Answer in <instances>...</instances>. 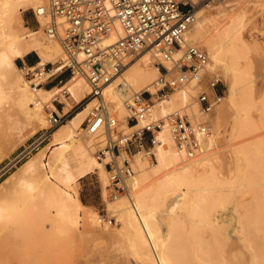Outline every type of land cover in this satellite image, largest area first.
Wrapping results in <instances>:
<instances>
[{"label":"bare ground","instance_id":"1","mask_svg":"<svg viewBox=\"0 0 264 264\" xmlns=\"http://www.w3.org/2000/svg\"><path fill=\"white\" fill-rule=\"evenodd\" d=\"M45 3L46 0H0V126H4L9 137L13 135L14 124H24L32 135L45 128L48 123L46 110L50 106L56 110V105L52 103L53 95L49 102L43 95L66 90L69 95L62 94L61 102L67 107L72 105L68 96L78 102L90 93L87 78L83 75L71 76L67 82L51 90L33 87L16 64L17 58L36 51L40 56L36 63L39 66L53 61L52 74L63 68V63L59 61L65 58L64 55L58 59L64 54L62 46L44 33L45 17H37L45 38L43 43L21 37L14 26L21 10L36 9ZM239 3L241 0H225L216 7V13L210 7L199 8L196 21L186 33L188 43L208 53L209 62L204 70L203 83L206 84L210 76H216L227 88L225 101L207 117L210 133L197 134L201 145L197 155L188 158L179 150L165 126L158 133V143L153 148L156 162L151 163L136 155L135 175L129 181L128 193L116 200L110 199L108 174L104 166L106 161L95 155L98 149H103L106 137L92 135L83 127L90 107L95 104V101H90L68 119V123L51 133L49 144L0 183V227L24 234L29 231L31 220L45 219L69 231L79 230L82 226L81 236L94 242L124 238L133 256L143 264H226L223 255L226 232H222L220 226H212L215 220L211 214L214 208L220 209L228 204L226 201L231 197L232 189L248 190L252 195L250 203L237 205L235 201L239 222L237 231L253 250L250 264H258L260 257L255 237L264 232V140L247 139L235 146L236 167L231 179L220 177L213 160L219 129L230 116L234 117L235 139L252 137L260 125L264 128V59L262 57L259 61L257 57V66L251 54L252 45L243 35L248 11L242 4L238 8L236 5ZM105 4L110 14L114 15L111 0H105ZM39 32L37 30L32 35ZM123 36L122 26L115 21L101 46H110ZM253 49L256 51V46ZM180 55L181 52H178L175 58ZM158 59L160 56L155 49L141 52L130 59L124 73L104 90L109 110L126 128L129 126L125 116L129 110L125 102L134 91L148 89L153 92L152 83L161 73L156 65ZM181 79L184 83L169 99L155 102L153 117H163L173 110L184 108L193 123L204 119L196 99L197 84ZM122 81L129 84L127 92L119 87ZM259 93L263 94L261 98L257 96ZM253 109L260 113V125L252 116ZM41 139L35 143H40ZM92 173L99 176L107 210L120 224L116 232L100 230L111 226L100 224L96 212L91 211L78 196L77 183ZM219 189L220 192L229 190L227 194L218 193L211 205V196ZM171 200L174 202L168 206ZM167 209L175 215L180 214L175 210L184 209L191 218L189 228L177 218L165 225L160 220V214ZM207 228H211L209 240L202 235ZM229 235L232 237L231 233Z\"/></svg>","mask_w":264,"mask_h":264},{"label":"built area","instance_id":"2","mask_svg":"<svg viewBox=\"0 0 264 264\" xmlns=\"http://www.w3.org/2000/svg\"><path fill=\"white\" fill-rule=\"evenodd\" d=\"M225 0H111L115 14L111 15L105 0H46L34 15L46 18L43 27L47 37L57 40L65 53L63 69L71 76L87 78L90 93L64 113L66 103L54 94L52 103L62 106L61 111L48 113L50 128H56L88 102L95 101L85 122V130L92 135L102 134L106 145L97 154L108 174L110 198L118 199L129 191V181L135 175V156L141 155L149 162H156L153 148L158 143V133L167 126L176 146L188 158L200 151L198 133L208 135L210 125L207 117L219 105L224 95L220 77L207 78L203 83L204 70L209 62L208 53L201 47L188 43L186 33L196 21L197 10L211 7ZM118 21L124 36L114 44L102 47L103 39ZM40 24V23H39ZM147 49H155L160 56L156 63L160 74L148 89L134 91L126 100L129 110L127 130H119L121 122L111 113L104 97V90L119 78L131 62ZM181 52L178 58L175 55ZM22 74L31 86H45L57 73L45 66L26 65ZM194 81L198 87L196 99L203 120L193 123L184 108L173 110L163 117H153L156 101L169 99L184 81ZM64 82L58 80L61 86ZM222 84V85H221ZM57 86V85H56ZM121 91L127 92L129 84L122 81ZM66 96L69 93L63 90ZM49 109V108H47ZM47 130L43 135L51 134ZM113 217L99 215L98 222L112 225Z\"/></svg>","mask_w":264,"mask_h":264},{"label":"rangeland","instance_id":"3","mask_svg":"<svg viewBox=\"0 0 264 264\" xmlns=\"http://www.w3.org/2000/svg\"><path fill=\"white\" fill-rule=\"evenodd\" d=\"M241 4L239 3L236 6H238L239 8V5H241L245 10L248 11V17L245 22L246 26L243 30V35L246 38L247 43L252 45L251 54L253 55L254 60L256 61L257 57H259L258 60H261L262 57L264 59V0H241ZM218 5L219 4H216L210 7L212 12L216 13V7ZM34 11L35 7L21 10L16 18L14 26L17 28L21 37L24 36L26 39H35L38 43H43L45 38L42 32L41 23L35 17ZM37 30L40 32L32 35ZM255 46L257 48L256 51H254L255 49H253V47ZM29 53L30 54H28L24 59H16V64L18 65V67L21 68L23 64L35 65L40 60V56L36 51H31ZM63 55L64 57H66L64 53L60 57H58V59L63 57ZM32 60L34 61V64H31ZM258 60L255 62L256 64L260 61ZM158 61L159 59L156 60V63ZM51 62H48L46 64L47 67H54L53 61ZM63 72V74H66L67 77H71L68 69H63ZM58 74L60 73H57V75H55L57 78H59ZM56 77L52 78V80H55L51 83L56 82ZM209 78L211 79V76ZM66 81L67 80H65L64 82ZM222 84H224L223 81ZM223 90L224 98L222 99V101H225V97L227 96V88L225 85ZM54 94H59V100L61 101L63 92L59 91H52L49 95H43V97L46 98V102H49V99L52 97V95L54 96ZM262 95V93H259L257 96L258 98H261ZM67 99L72 105L67 106L64 113L68 112L76 103L81 101L80 100L78 102H75L71 96H68ZM55 105L57 106V104ZM91 108L92 106L90 107L88 114ZM53 110H55V108L53 106H50V108L46 110L45 116L48 118V113ZM77 113L78 112L74 113L73 116H75ZM129 114L130 113L128 112V114L125 116L126 120ZM114 115L117 117L116 114ZM252 116L260 125L261 122L259 120V111L253 109ZM71 117L69 119H71ZM117 119L119 120L118 117ZM233 119L234 117L230 116L226 120V123H224L219 129V140L213 159L222 179H231L234 176L236 165L233 150L235 146H237V144H240L247 139L257 140L259 138H262L264 140V128L261 127V125L258 131L254 135H252V137L247 136L248 138L239 137L235 139L233 136ZM67 121H65L63 124H66ZM119 122L121 121L119 120ZM62 125L56 128H50V124L48 122L44 129L40 130L35 135H32L30 129L26 128L24 124H14L12 126L13 135L10 137L7 135L4 126L1 125L0 183L4 179L9 177L12 173L17 171L18 167H20L24 161L32 157L33 154L43 146L50 143L49 141H51V134L47 138L43 137L47 130H51L53 132L54 130L60 128ZM83 127L85 128V124H83ZM119 130L125 131L127 130V128L124 125L120 124ZM39 138H42L40 143H35ZM105 145L106 141L102 148H104ZM99 151L100 149L95 152L96 156ZM76 190L78 191V196L81 201L86 206H88L91 211L96 212V217H99V215L103 214L107 215L108 217L114 218L115 221L112 225H110L111 227L109 229H99L104 230L108 233L116 232L120 227V224L116 222V218L112 216L107 210L106 202L102 197V189L101 182L99 181V176L96 173H92L87 177L79 180L76 185ZM228 190L229 189L221 190V192L220 189L216 190L213 193L214 195L212 194L211 196V205L212 202L215 201L216 195L218 193L227 194ZM231 192V197H229V199L226 201V203L228 204H224L225 207L221 206L222 208L219 207L220 209H213L214 211H212L211 215L215 221H213L212 226H220L221 231L224 233L226 232L224 237H226L227 241L223 253V255L225 256L224 258L226 264H250L253 256V250L247 246V243L242 239L243 235L237 231L239 222L237 220L238 212L235 207L238 204L250 203V201L252 200V195L248 192V190L238 191L236 189H232ZM173 202V200L169 201L168 206H171ZM175 211H179L180 214L175 215L173 212L167 209V211H164L163 214H160V220L165 225H168L170 222H172L173 218H177V220L182 221V223H185L187 228H189L191 224V218L187 215L186 211L184 209ZM29 225V231L24 232V234L27 233L26 235H24L23 233L16 234L10 232L9 230H4L0 227V264H143L133 256L128 247V243L124 238H116L114 240H107L104 242H94L91 240H87L86 238H83L81 236V231L83 228L82 226L79 227V230L69 231L65 228L60 229L56 227L52 222L45 219L34 218L33 220H31V222H29ZM210 229L211 228L204 229L202 232L205 240H209L211 237ZM229 233L232 234V237L231 235H229ZM255 239L257 241V251L260 257L258 264H264V232L259 233L255 237ZM260 241H262L263 244Z\"/></svg>","mask_w":264,"mask_h":264},{"label":"crops","instance_id":"4","mask_svg":"<svg viewBox=\"0 0 264 264\" xmlns=\"http://www.w3.org/2000/svg\"><path fill=\"white\" fill-rule=\"evenodd\" d=\"M28 54H30V53H27V54H25L23 57H20L21 59H24V58H26L27 57V55ZM20 58H18V59H20ZM31 64H34V61L32 60V62H31ZM64 72H63V70L60 72V74H58L59 75V78H57L56 76H54V77H56L57 79H56V82L55 83H51L52 81H54L55 79H50L49 81H48V83L43 87L45 90H51L52 88H54V87H56V85L57 86H60L59 84H58V80H62L63 82L65 81V80H69L70 78L69 77H67L66 76V74H63ZM69 78V79H68ZM66 81V82H67ZM56 107V110L58 111V112H60L61 111V108H62V106H55ZM65 108H66V106H65ZM65 108H64V111H65ZM90 175V174H89ZM88 176V175H87ZM86 177V176H85ZM85 177H83V178H85ZM82 178V179H83ZM81 200V199H80Z\"/></svg>","mask_w":264,"mask_h":264}]
</instances>
